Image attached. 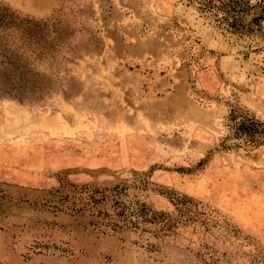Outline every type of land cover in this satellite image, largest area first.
<instances>
[{"label":"rangeland","instance_id":"1","mask_svg":"<svg viewBox=\"0 0 264 264\" xmlns=\"http://www.w3.org/2000/svg\"><path fill=\"white\" fill-rule=\"evenodd\" d=\"M198 1L0 0V264H264V22Z\"/></svg>","mask_w":264,"mask_h":264},{"label":"trees","instance_id":"2","mask_svg":"<svg viewBox=\"0 0 264 264\" xmlns=\"http://www.w3.org/2000/svg\"><path fill=\"white\" fill-rule=\"evenodd\" d=\"M201 9L214 13L218 22H220L228 31L232 33L250 35L259 31L264 22V0H257L253 3L251 0H199ZM29 47V45H28ZM41 51H39L40 53ZM23 73V72H19ZM263 123L254 117H244L236 126L239 134H244L253 138L264 132ZM115 186L112 191L121 193V190ZM123 189V187H122ZM92 191V189H91ZM93 192V191H92ZM98 192L97 190L93 193ZM105 194H102L104 199ZM93 198V199H92ZM91 201H95L93 195L89 196ZM126 213L123 209L122 214L132 215L133 211Z\"/></svg>","mask_w":264,"mask_h":264}]
</instances>
